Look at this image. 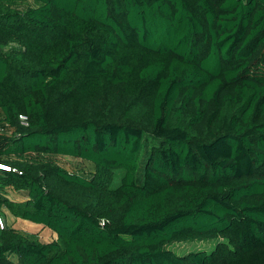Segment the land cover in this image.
Returning a JSON list of instances; mask_svg holds the SVG:
<instances>
[{"label":"trees","instance_id":"1","mask_svg":"<svg viewBox=\"0 0 264 264\" xmlns=\"http://www.w3.org/2000/svg\"><path fill=\"white\" fill-rule=\"evenodd\" d=\"M0 166V264H264V0H0Z\"/></svg>","mask_w":264,"mask_h":264},{"label":"rangeland","instance_id":"2","mask_svg":"<svg viewBox=\"0 0 264 264\" xmlns=\"http://www.w3.org/2000/svg\"><path fill=\"white\" fill-rule=\"evenodd\" d=\"M66 166H74L76 162H72L70 160H67L64 162ZM120 177V173H117L114 183H118ZM6 212V210L4 209ZM8 218H5V217ZM3 222L12 225L14 228L22 230L27 233H32L36 234L39 238L40 241L42 242H50L54 239H56V235L51 232L50 230L40 226V225H35L32 223H24L21 220L17 219H11L7 214L3 215ZM215 241H191V242H185V243H176L170 246L171 249H173L177 254H183L189 251H194V250H205V251H210L213 249L215 245Z\"/></svg>","mask_w":264,"mask_h":264},{"label":"built area","instance_id":"3","mask_svg":"<svg viewBox=\"0 0 264 264\" xmlns=\"http://www.w3.org/2000/svg\"><path fill=\"white\" fill-rule=\"evenodd\" d=\"M19 119L21 120V123L23 124V125H27V119H26V117L25 116H19ZM1 168H3L2 166H0ZM1 221H3V220H1Z\"/></svg>","mask_w":264,"mask_h":264},{"label":"crops","instance_id":"4","mask_svg":"<svg viewBox=\"0 0 264 264\" xmlns=\"http://www.w3.org/2000/svg\"><path fill=\"white\" fill-rule=\"evenodd\" d=\"M4 214H7L11 219H16V218H14V217H12L7 211L5 212L4 211ZM5 218H8L7 216L5 217ZM9 219V218H8ZM18 221L20 220V219H17ZM22 221V220H21ZM24 223L26 222V223H29V222H27V221H23Z\"/></svg>","mask_w":264,"mask_h":264},{"label":"water","instance_id":"5","mask_svg":"<svg viewBox=\"0 0 264 264\" xmlns=\"http://www.w3.org/2000/svg\"><path fill=\"white\" fill-rule=\"evenodd\" d=\"M4 169L8 170L7 168H4Z\"/></svg>","mask_w":264,"mask_h":264}]
</instances>
